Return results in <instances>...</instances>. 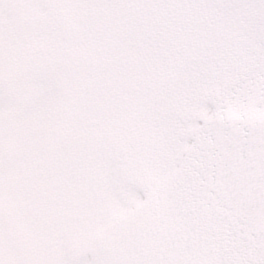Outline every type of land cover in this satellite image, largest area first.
<instances>
[{
	"label": "snow or ice",
	"instance_id": "1",
	"mask_svg": "<svg viewBox=\"0 0 264 264\" xmlns=\"http://www.w3.org/2000/svg\"><path fill=\"white\" fill-rule=\"evenodd\" d=\"M0 264H264V0H0Z\"/></svg>",
	"mask_w": 264,
	"mask_h": 264
}]
</instances>
